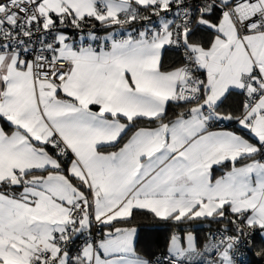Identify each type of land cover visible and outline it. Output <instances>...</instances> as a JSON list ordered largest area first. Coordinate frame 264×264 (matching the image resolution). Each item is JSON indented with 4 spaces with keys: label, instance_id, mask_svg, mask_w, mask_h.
Returning <instances> with one entry per match:
<instances>
[{
    "label": "snow or ice",
    "instance_id": "snow-or-ice-1",
    "mask_svg": "<svg viewBox=\"0 0 264 264\" xmlns=\"http://www.w3.org/2000/svg\"><path fill=\"white\" fill-rule=\"evenodd\" d=\"M257 237L264 0H0V264H243Z\"/></svg>",
    "mask_w": 264,
    "mask_h": 264
},
{
    "label": "trees",
    "instance_id": "trees-1",
    "mask_svg": "<svg viewBox=\"0 0 264 264\" xmlns=\"http://www.w3.org/2000/svg\"><path fill=\"white\" fill-rule=\"evenodd\" d=\"M217 174H220L219 172ZM136 225L141 230L139 248L142 251L163 250L168 239L171 226L155 221L151 216H137ZM214 227V226H213ZM206 230V226H203ZM204 230L200 231V235H204ZM264 249V242L259 237L254 241V257L252 264H264V256H258L257 253Z\"/></svg>",
    "mask_w": 264,
    "mask_h": 264
},
{
    "label": "built area",
    "instance_id": "built-area-1",
    "mask_svg": "<svg viewBox=\"0 0 264 264\" xmlns=\"http://www.w3.org/2000/svg\"><path fill=\"white\" fill-rule=\"evenodd\" d=\"M254 255L255 253H254V243H253L251 249L246 250L244 257H242L243 264H252Z\"/></svg>",
    "mask_w": 264,
    "mask_h": 264
},
{
    "label": "crops",
    "instance_id": "crops-1",
    "mask_svg": "<svg viewBox=\"0 0 264 264\" xmlns=\"http://www.w3.org/2000/svg\"><path fill=\"white\" fill-rule=\"evenodd\" d=\"M217 175H219V174H217Z\"/></svg>",
    "mask_w": 264,
    "mask_h": 264
}]
</instances>
